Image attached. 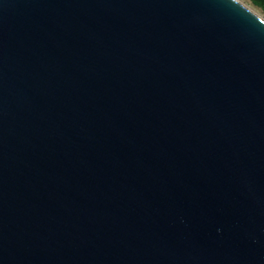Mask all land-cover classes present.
Wrapping results in <instances>:
<instances>
[{
    "label": "water",
    "instance_id": "95a60500",
    "mask_svg": "<svg viewBox=\"0 0 264 264\" xmlns=\"http://www.w3.org/2000/svg\"><path fill=\"white\" fill-rule=\"evenodd\" d=\"M0 264H264V21L0 0Z\"/></svg>",
    "mask_w": 264,
    "mask_h": 264
},
{
    "label": "bare ground",
    "instance_id": "6f19581e",
    "mask_svg": "<svg viewBox=\"0 0 264 264\" xmlns=\"http://www.w3.org/2000/svg\"><path fill=\"white\" fill-rule=\"evenodd\" d=\"M237 1H239L240 3L245 5L247 8H249L253 13H255L259 18H261L264 21V15L259 13L257 11V9L255 10V8H253L251 5H249L245 0H237Z\"/></svg>",
    "mask_w": 264,
    "mask_h": 264
},
{
    "label": "trees",
    "instance_id": "16d2710c",
    "mask_svg": "<svg viewBox=\"0 0 264 264\" xmlns=\"http://www.w3.org/2000/svg\"><path fill=\"white\" fill-rule=\"evenodd\" d=\"M253 4L259 6L264 12V0H250Z\"/></svg>",
    "mask_w": 264,
    "mask_h": 264
},
{
    "label": "rangeland",
    "instance_id": "374dc122",
    "mask_svg": "<svg viewBox=\"0 0 264 264\" xmlns=\"http://www.w3.org/2000/svg\"><path fill=\"white\" fill-rule=\"evenodd\" d=\"M245 1H246L249 5H251L253 8H255V10L257 9V11H258L259 13H261L262 15H264V12L262 11V9H261L259 6L253 4L250 0H245Z\"/></svg>",
    "mask_w": 264,
    "mask_h": 264
}]
</instances>
